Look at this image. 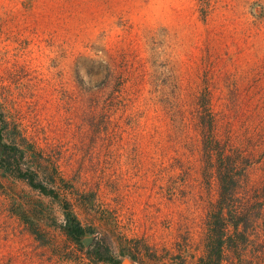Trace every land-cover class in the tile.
Instances as JSON below:
<instances>
[{
	"label": "rangeland",
	"instance_id": "obj_1",
	"mask_svg": "<svg viewBox=\"0 0 264 264\" xmlns=\"http://www.w3.org/2000/svg\"><path fill=\"white\" fill-rule=\"evenodd\" d=\"M0 108V264H264V0H0Z\"/></svg>",
	"mask_w": 264,
	"mask_h": 264
},
{
	"label": "trees",
	"instance_id": "obj_2",
	"mask_svg": "<svg viewBox=\"0 0 264 264\" xmlns=\"http://www.w3.org/2000/svg\"><path fill=\"white\" fill-rule=\"evenodd\" d=\"M0 121H4V117H3V112L1 111L0 108ZM3 149H9L8 154L11 153V155L16 156L17 153H21V155H24V151L15 144H7V143H3L2 145ZM6 154L5 156H1L0 158V166L5 168L4 164H6L5 161H8V157ZM19 176L22 178H27L29 181V184L36 188L39 189L40 191H42L45 194H55V190L54 189H48L47 186L45 184H43L42 182H36V174L34 172H22L21 170L19 171ZM234 178L230 175L229 178L228 177H222L221 183H222V198L224 200H229L230 194H229V190H230V182H232ZM221 213H224L223 211H221ZM64 214H65V219L66 222L64 224V229L66 234L68 235V237L74 241L80 242L82 240V238L85 236V234L88 233V230H86V228H84L81 224V222L78 220V218L69 210L67 209V207H64ZM242 219V218H239ZM239 221V220H238ZM239 226V225H238ZM238 226L236 223V230L238 231ZM213 241V240H212ZM211 242V241H210ZM210 242H208L207 245V253L204 257L201 258L200 263L199 264H216L215 259L213 258V254L216 252V250L214 251V249L217 248V253L218 255V260L220 263L222 261V253H223V248H224V243L225 240L223 239V235L220 236V238L218 240H215V244L211 246V244H209ZM118 262V261H116Z\"/></svg>",
	"mask_w": 264,
	"mask_h": 264
},
{
	"label": "water",
	"instance_id": "obj_3",
	"mask_svg": "<svg viewBox=\"0 0 264 264\" xmlns=\"http://www.w3.org/2000/svg\"><path fill=\"white\" fill-rule=\"evenodd\" d=\"M127 261H128V259H124L123 262H122V264H126V263L129 262V261H128V262H127ZM130 264H131V263H130Z\"/></svg>",
	"mask_w": 264,
	"mask_h": 264
}]
</instances>
